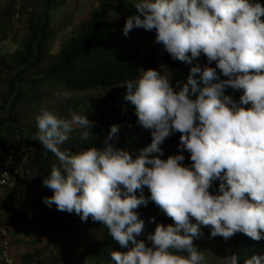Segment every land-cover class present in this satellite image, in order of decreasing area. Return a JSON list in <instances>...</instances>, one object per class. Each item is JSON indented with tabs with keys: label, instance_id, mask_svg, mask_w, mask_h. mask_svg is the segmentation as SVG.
Listing matches in <instances>:
<instances>
[{
	"label": "trees",
	"instance_id": "trees-1",
	"mask_svg": "<svg viewBox=\"0 0 264 264\" xmlns=\"http://www.w3.org/2000/svg\"><path fill=\"white\" fill-rule=\"evenodd\" d=\"M46 2V6L56 3L54 0ZM116 2L117 5H112L109 1H104L96 8L91 19L85 22L79 33L59 51L43 74L45 77L61 81L67 89L75 92L99 88L106 91L113 89L109 102L117 104L113 116H122L127 108H134L130 121L135 125V132L130 136L131 145L125 156L127 167L136 169L154 159V176L149 185L150 195L147 201L138 204L129 198L128 206L118 209L116 218L106 224L98 252L113 251L112 255L115 258L118 255L122 257L129 255L140 242L139 235H131L130 231L145 227L146 217L152 218L155 227L150 239L153 244L152 251L165 245L183 242L190 237L192 232L189 221L198 212L216 214L214 217H219L224 212L229 214L230 224L235 225L236 220L247 212L244 199L240 196L251 194L252 191L262 194V208L258 212L264 215V161L253 169L252 176L238 183L237 179L235 183L232 180L229 182L230 186L226 180L228 187L220 183L222 175L216 161L219 156L228 155L229 149L226 148L231 147L235 140L264 149V54L257 47L256 36L245 30L248 27V17L239 14L227 20L226 18L232 14L224 17L220 13L213 14L211 10L200 9L194 17L173 29L164 23L163 15L156 12L157 10L144 8L142 4L144 0ZM249 2L259 3L260 0H230L231 7L238 13L244 11ZM125 17V21L119 22L127 24L130 30L139 29V26L144 27L146 29L144 36L157 38L173 46L172 53L162 57L172 68L173 77L169 85L156 89L139 83L141 72L155 69L157 63L152 56L130 46L133 36L126 41L120 40L115 43L114 39L110 42L119 35L113 25L115 19L124 20ZM144 17L151 20L147 27ZM211 19L216 23L211 22ZM29 24L33 35L29 42L21 45V51L9 56L14 60L12 67L7 65L5 57L1 58L3 61L0 67L1 80L7 69H17L15 76L7 75L5 81L3 80L8 96L7 100H4L5 105H9V98L16 94L9 114L24 98V92L18 91L17 80L43 63V55L41 51L36 53V49H41L45 43L48 23L46 21L45 25L40 27L41 25L31 17ZM195 29H198L200 34L195 40H191L189 33ZM221 33H224V36L220 40L217 37ZM188 44L195 45L197 49L203 51L201 59L212 57L217 59L218 68L215 67L213 74L229 78L233 91L232 107L230 114H227L231 120L227 137L215 146L212 144L211 147L203 148L202 151L200 149L203 134L200 131L205 130L207 126L198 118L197 77L185 64L178 62L179 55L173 52L175 48L182 51ZM201 59L196 58L198 62L193 63L190 68L212 74V65ZM37 81L34 80V83ZM208 86L210 82L204 85ZM121 93L124 97L119 99ZM100 108L101 114L97 120L107 119L108 113L112 112L110 106L104 104ZM97 129L98 126L94 125L86 134ZM6 142L8 143L6 139L1 138V147H4ZM82 142L85 141L76 143ZM125 144L127 140L115 149L120 150ZM84 145L91 150L102 148L99 144L85 142ZM14 148L15 145L8 143L4 152L11 153ZM38 148L41 159L44 160V148L41 145ZM65 149L63 147L55 153L50 149L45 160L61 159ZM213 162L215 169L210 180L209 172ZM37 171L33 176L36 179L39 177L45 179L43 183L45 193L41 197L43 202L56 192L66 191L68 177L61 174L58 168H54L53 165L48 169L39 166ZM72 215H68L67 218V215L58 214L61 219L63 217L67 219L61 220L62 230L66 235L56 233L51 237L53 240L63 239L59 261L55 264H64V256H69L64 250L67 249L64 244V240L67 239L64 237L71 234L67 232V225L62 222L72 220ZM46 219L49 218L33 216L27 218L24 224L30 225V229L33 227L43 229ZM145 246L146 243L143 242L139 250L143 251ZM235 247L249 251L238 243H235ZM93 252L94 250L90 253ZM69 257L73 259L72 255ZM260 258L261 260L257 262L249 260L237 262L236 259L231 264H264V254ZM139 264L147 263L140 261Z\"/></svg>",
	"mask_w": 264,
	"mask_h": 264
},
{
	"label": "rangeland",
	"instance_id": "rangeland-1",
	"mask_svg": "<svg viewBox=\"0 0 264 264\" xmlns=\"http://www.w3.org/2000/svg\"><path fill=\"white\" fill-rule=\"evenodd\" d=\"M54 1L56 3L46 7L45 0H5L0 5V67L3 65V57L7 65L12 67L14 60L9 56L21 51V45L29 42L33 35L29 21L23 23V20L27 21L32 17L40 27L46 21L48 23L45 44L43 43L41 49H36V53L41 51L43 63L17 80L18 91L24 92V98L12 108L11 114L9 111L16 94L9 98V105H5L4 100L8 96L4 81L7 75L15 76L17 69H7L6 75L0 79V135L3 139H8L11 128H21L37 135L45 153L50 147L57 150L65 144L61 174L68 177L67 191L55 193L45 202L41 200L45 193V179H36L35 176L36 180L25 191L24 182L16 183L14 192L17 197L10 195L0 199V264H55L59 261L63 239L53 240L51 237L56 233L65 235L61 220L67 219L71 214L73 219L62 223L67 225V232L71 234L64 237L71 242L64 250L66 253L70 252L73 259L65 255L64 264H138L139 261H147L148 264H228L233 241L228 232L227 218L211 219L204 214L191 220L193 237L181 245H167L161 251L157 249L153 253L145 249L140 251L144 235L153 234L155 229L150 218L142 229L130 231L131 235H139L140 242L129 255H118L115 258L113 251L87 255L102 241L106 224L117 216L118 205L121 207L130 197L138 204L145 202L153 177L154 159L139 168L129 169L123 158L125 152L120 154L126 146L122 151L115 149L125 140V145H131L130 136L135 132V125L130 121L133 107L127 108L122 116H113L117 109L114 102L109 104L113 89L74 92L68 90L61 81L43 75L47 65L55 60L59 51L91 19L93 11L104 1L114 3L116 0ZM205 1L152 0L156 4L174 5L175 9L180 7L186 14L185 18L190 16L196 5ZM125 19L126 17L124 20L115 19L113 25L119 35L110 42L114 39L115 43L126 41L132 34L133 41L130 46L152 55L158 62L157 69L142 72L139 83L156 88L169 84L172 73L170 65L161 59L165 51L163 44L144 36V31L133 30L132 33L127 24L119 22ZM36 79L38 81L34 83ZM123 97V93L118 96L119 99ZM95 104L98 106L94 107ZM104 104L110 106L112 112L108 113L103 128L96 130L98 135L95 139L92 134H86V130L94 125L99 126L94 120L101 114L100 106ZM83 139L94 145L99 144L102 148L91 150L85 147V142L76 143ZM39 154L32 153L33 175L39 166L49 168L54 163L42 160ZM55 165L61 167V162L57 160ZM10 193L12 191L9 187H2L0 184V197ZM59 213L67 215V218L61 219ZM33 216L50 220H44L42 230L34 227L30 229V225L24 224V218L30 219ZM3 230L6 235H3ZM6 246L9 250H6ZM4 250L10 252L9 262L6 263L3 261ZM138 251L139 257L132 263L134 253Z\"/></svg>",
	"mask_w": 264,
	"mask_h": 264
},
{
	"label": "clouds",
	"instance_id": "clouds-1",
	"mask_svg": "<svg viewBox=\"0 0 264 264\" xmlns=\"http://www.w3.org/2000/svg\"><path fill=\"white\" fill-rule=\"evenodd\" d=\"M4 1L5 0L0 1V5ZM46 1L47 0H45V7H46V3H47ZM132 3H134V2L132 1ZM142 4L144 5V8H146L148 10H157L156 12L161 13L163 15L164 23H166L167 25H169L173 29H175L178 25L185 23L191 17H194L196 15L197 11L200 9L211 10V13H213V14L220 13L224 17H227L228 14H232V16L226 18L227 20L229 18H235L239 14H244L249 19L248 20V27H246L245 30L248 32H252L256 36L257 47H258V49H260V52L264 54V0H260L259 3H256V2L247 3L245 8H244V11L239 12V13L233 7H231L230 0H206L203 3L196 5L193 8V11L190 14V16L187 18H185L186 14L183 12V10L180 7L175 9L174 5H171V4H156V3H153L152 0H144V2ZM112 5H117V2L112 3ZM168 13L170 14L169 16H168ZM28 21L29 20L27 19V21L23 20L22 22L28 23ZM150 22H151V20L149 18L144 17V23H145L146 27L150 24ZM211 22L216 23L213 19H211ZM223 25H224V23H223ZM136 30L137 31L140 30V32L146 31V29L144 27H141V26H139V29H136ZM131 32L133 33L132 30H131ZM199 34H200V32L198 29L190 31V33H189L190 39L195 40V38H197L199 36ZM131 36H132V34L130 36H128L127 38H129ZM223 36H224V33H221L217 38L221 40L223 38ZM148 38H150V37H148ZM151 38L161 42L163 44V46L165 47V51L162 54L161 59H162V57H164V55L172 53V51H171L173 48L172 45L165 44L163 41H161L157 38H154V37H151ZM173 52H175V54L179 55V57L177 59L178 62L185 64L187 66L188 70L190 72H192L197 77L196 83H197V87H198L197 88V113L199 116L198 118H200L201 121L207 126L205 130L201 129V131H200L203 134L202 135V148L200 149V151H202L203 148L211 147L212 144H213V146H215L216 144H218L219 142L224 140L228 135L229 124H230L231 120L229 119L227 114H230V107H232V99H233V91H232L231 81L227 77H222V76H218L216 74H213L215 67L217 66V68H218L217 59H214L213 57L207 58V59H201L200 55L203 51L197 49L195 45L188 44L182 51H179L178 48H175V50ZM141 53H143V52L141 51ZM144 54H146V53H144ZM146 55H149V54H146ZM149 56H152V55H149ZM196 58H199V59L203 60L204 62L211 64L212 65V74L204 72V71H200V70H192L190 68V66L193 63L198 62L197 60H195ZM155 61H156V59H155ZM164 62H166V61H164ZM156 63H157V66L155 69H157V67H158V62L156 61ZM166 63L169 64L168 62H166ZM155 69H151V70H155ZM143 72H145V71H143ZM171 73H172V71H171ZM171 82H172V80H171ZM207 82H210V86L204 87V85ZM169 84H166V85H169ZM166 85H164L162 87H158V88H163ZM147 87H151V86H147ZM151 88H156V87H151ZM158 88H156V89H158ZM98 117H99V115L95 118L94 121L96 123H99L98 128H99V130H101L103 128L104 121L107 119L101 120V121H103L101 123V122H99V120H97ZM89 130H90V128L86 131L88 132ZM17 132L21 134V136L23 137V140H21V141L16 140L15 137L18 134ZM88 134H92L94 137L97 138L98 132L94 131V132H90ZM1 138H3V137H1V135H0V139ZM6 140L8 141L9 144L15 145V148L11 150L12 154H13V152L16 154L18 152H24V153L28 154L30 157L29 175H28L29 179H27L26 176L25 177H23V176L18 177V179L16 181H14V183L11 186H7L11 189L12 194L10 193V194H7L4 196L5 198H6V196H10V195L17 197V196H15L14 191H15V187H17L16 183L18 181H22L25 183L23 191L27 190L30 187L29 186L30 183L34 182V176H33V171H32V153L36 152L37 154H39L38 152H40V151H39L38 146L39 145L43 146V145H42V143H40V139L37 137L36 134H32L28 131L21 129V128H13V129L11 128L10 136ZM83 141H84V139H83ZM85 142L88 143L87 141H85ZM8 143L6 142L4 147H1V145H0V148H1L3 154H5L4 148L8 146ZM69 143H71V142H69ZM64 145H61L60 147L63 148ZM125 146H126V149L120 154L123 155L125 152V156H126V154L129 152L130 148L127 145H124L123 147H125ZM123 147L117 151H122ZM61 148L54 150L50 147L48 149L47 153H45L43 151L44 152V158L46 159L50 149L53 151V153H55V152H58ZM226 149L227 150L229 149L228 155L219 156L216 160L219 163V171L222 175L220 183H223L225 186H227L226 180L228 183L232 180L235 183L236 179H237V183H238L240 180H242L248 176L249 177L252 176L253 169L257 168L258 164L264 161V149L254 145V144H251V143H249V145H248L244 142H238L235 140L233 145L231 147L230 146L227 147ZM40 154H41V152H40ZM40 154H39V157H40ZM125 156L123 157L124 162H125ZM57 160H59L61 162V167L55 165ZM47 161L54 162L50 166L53 165L54 168L55 167L58 168L59 172L61 173V169H62V160L61 159H54L53 158V159H50ZM215 162H213V166L211 167L210 172H209V179L210 180H212V176L214 174V169H215L214 163ZM46 169H48V168H46ZM63 175L65 176V174H63ZM153 176H154V170H153ZM152 178H151V180H152ZM229 186H230V183H229ZM66 191H67V188H66ZM66 191H64V192H66ZM214 191H215V196L217 197L216 188H214ZM56 193H58V192H56ZM60 193H63V192H60ZM149 195H150V193L147 194L146 200H147ZM261 196H262V194H260L257 191H252L251 194H248V195L243 194L240 196L244 199V203H245L247 212L242 214L236 220L235 225L230 224V216H229V214H226L224 212H222L221 216H219V217H214L216 214L211 215L206 211L195 213L189 221V227H190L192 234L190 237L186 238L185 241L187 242V240H189L190 238L193 237V230H192V226H191V220L193 218H195L201 214H204L208 218H211V219H220V218L226 217L227 218L228 232H229V235L233 241V249H232L233 251H232V255H231V258H230V261L228 264H231V262L233 260H236V259H237V262L247 261V260L252 261V262H257V260H261L260 256H262V254H264V215H262L261 212H258V210L260 208H262ZM130 199H131V197H130ZM133 201H136V200L134 199ZM127 206H128V200L121 207H120V205H118L116 207L117 215L119 213L118 209L126 208ZM115 217H116V215H115ZM146 218H147V220L149 219L148 217H146ZM24 221H26V217L24 218ZM231 227H234V228L231 229ZM38 228H41V227H38ZM40 230H42V228ZM151 235H153V234L151 233L150 235H144V238L142 240L143 242L146 243V246L144 247V249L146 251L149 250V253L150 252L153 253L155 250H157V249H155L154 251H152L153 250V244H152V242H150V239L152 237ZM4 238L6 241V237H4ZM67 240L66 241L64 240V244L68 248V246L70 245V242H69V240L67 242ZM185 241H183V242H185ZM101 243H102V241L100 242V244L96 248L90 250L87 253V255H90V254L92 255L93 253H90V252H92L93 250H94V252H98L100 247H101ZM181 243L182 242L174 243V244L181 245ZM235 243L240 244L241 247L246 248L249 251H244L239 247H235ZM171 245H173V244H169V246H171ZM165 246H167V245H165ZM165 246H163L161 249H158V251H161ZM6 250H9V247L6 246ZM6 250H4V252H3V261L5 263L9 262L8 257H9V253H10V252H7ZM139 252L135 253V256L133 258L132 263L134 262L136 257H139V254H138ZM67 254L69 256H71L70 252H67ZM83 254H85V253H83ZM139 262H138V264H139ZM142 262H146L148 264L147 261H142Z\"/></svg>",
	"mask_w": 264,
	"mask_h": 264
},
{
	"label": "built area",
	"instance_id": "built-area-1",
	"mask_svg": "<svg viewBox=\"0 0 264 264\" xmlns=\"http://www.w3.org/2000/svg\"><path fill=\"white\" fill-rule=\"evenodd\" d=\"M2 1V0H0ZM18 133V132H17ZM16 140H23L20 133L15 137ZM29 161L30 157L24 152L17 154L2 153L0 148V184L2 187L11 186L18 177L23 176L29 179ZM0 226L2 223L0 222ZM3 235H6L3 230Z\"/></svg>",
	"mask_w": 264,
	"mask_h": 264
},
{
	"label": "crops",
	"instance_id": "crops-1",
	"mask_svg": "<svg viewBox=\"0 0 264 264\" xmlns=\"http://www.w3.org/2000/svg\"><path fill=\"white\" fill-rule=\"evenodd\" d=\"M2 198H5V197H2V196H1L0 199H2ZM4 204H6V203L4 202Z\"/></svg>",
	"mask_w": 264,
	"mask_h": 264
}]
</instances>
